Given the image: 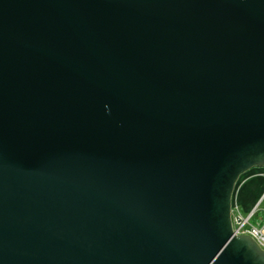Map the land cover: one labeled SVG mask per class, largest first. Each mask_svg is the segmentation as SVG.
I'll use <instances>...</instances> for the list:
<instances>
[{
    "label": "water",
    "instance_id": "95a60500",
    "mask_svg": "<svg viewBox=\"0 0 264 264\" xmlns=\"http://www.w3.org/2000/svg\"><path fill=\"white\" fill-rule=\"evenodd\" d=\"M252 169L264 0H0V264H264Z\"/></svg>",
    "mask_w": 264,
    "mask_h": 264
},
{
    "label": "crops",
    "instance_id": "0c3cea01",
    "mask_svg": "<svg viewBox=\"0 0 264 264\" xmlns=\"http://www.w3.org/2000/svg\"><path fill=\"white\" fill-rule=\"evenodd\" d=\"M263 196L264 169H252L239 178L232 195V207L237 209L241 215H247L255 205L262 201Z\"/></svg>",
    "mask_w": 264,
    "mask_h": 264
},
{
    "label": "built area",
    "instance_id": "2783aa9c",
    "mask_svg": "<svg viewBox=\"0 0 264 264\" xmlns=\"http://www.w3.org/2000/svg\"><path fill=\"white\" fill-rule=\"evenodd\" d=\"M233 211V207L231 208ZM235 210V209H234ZM254 214V211H252L248 216L244 217L242 215H237L240 216V218L235 219L236 216L232 215V220H234L233 224V231L236 235H247L252 238V240L255 241V243L258 244L261 250L264 251V231H262L261 228L251 224V218ZM264 226V224H263ZM264 229V227H263Z\"/></svg>",
    "mask_w": 264,
    "mask_h": 264
},
{
    "label": "rangeland",
    "instance_id": "374dc122",
    "mask_svg": "<svg viewBox=\"0 0 264 264\" xmlns=\"http://www.w3.org/2000/svg\"><path fill=\"white\" fill-rule=\"evenodd\" d=\"M262 201H260L257 205H255L254 207H253V209H252V211H254V214H253V216H252V218L250 219L251 220V224H253V225H255V226H257V227H259V228H261L262 229V231H264V229H263V224H264V221L262 220V218L259 216V215H256L258 212V210L259 209H262L261 211H262V215L264 214V196H263V198L261 199ZM261 204V205H260ZM233 211H234V213H236L235 215H234V213H233ZM232 211V215L233 216H236L235 218H234V220L235 219H238V218H240V216H237L238 214L239 215H241V213H239L238 211H237V209H235V210H233ZM251 211V212H252ZM251 212H249L246 216H248ZM242 216H244V217H246L245 215H242ZM256 216H258V217H256ZM234 220H231V221H233V224H234ZM256 223H255V222ZM232 227H233V225H232Z\"/></svg>",
    "mask_w": 264,
    "mask_h": 264
},
{
    "label": "trees",
    "instance_id": "16d2710c",
    "mask_svg": "<svg viewBox=\"0 0 264 264\" xmlns=\"http://www.w3.org/2000/svg\"><path fill=\"white\" fill-rule=\"evenodd\" d=\"M236 186V185H235ZM260 211H258V213L256 214V215H259L261 218H262V220L264 221V214L262 215V209H259ZM256 217H258V216H256ZM255 222V221H254ZM256 223V222H255Z\"/></svg>",
    "mask_w": 264,
    "mask_h": 264
},
{
    "label": "bare ground",
    "instance_id": "6f19581e",
    "mask_svg": "<svg viewBox=\"0 0 264 264\" xmlns=\"http://www.w3.org/2000/svg\"><path fill=\"white\" fill-rule=\"evenodd\" d=\"M258 211H260V210H258ZM258 211H257V212H258Z\"/></svg>",
    "mask_w": 264,
    "mask_h": 264
}]
</instances>
